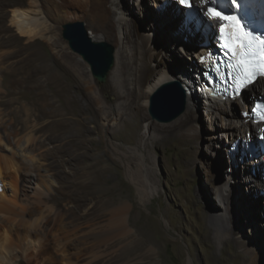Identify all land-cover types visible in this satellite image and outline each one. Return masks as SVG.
Returning a JSON list of instances; mask_svg holds the SVG:
<instances>
[{
    "label": "rangeland",
    "instance_id": "1",
    "mask_svg": "<svg viewBox=\"0 0 264 264\" xmlns=\"http://www.w3.org/2000/svg\"><path fill=\"white\" fill-rule=\"evenodd\" d=\"M29 2L0 0V94L4 103L0 107V111L3 110V115H0L2 128L10 130V111L26 104L30 107L42 94L40 99L49 101L52 110L58 111L62 117L66 113H81L89 109L91 113L87 120L92 130L89 159L77 144L70 143L71 132L68 130L57 132L53 129L41 138L37 135L36 142L40 141V145L30 149L25 144L29 131L21 134L20 137L24 136L21 147L14 145L12 136L0 142L2 148L12 150L28 167V171H25L30 174L32 183L27 184L31 187L30 191L39 186L40 191L53 198L43 208V217L37 216L42 226L47 218L57 221L42 227L43 234L49 235L53 244L45 250L44 259L41 257L39 264H247L245 262L249 256L230 236L223 242L219 240L218 232L225 231V228L220 227L215 218L220 211V203L214 192L224 180H229V176L234 177L238 172L241 178L236 190L243 198L252 195L243 182V167L246 168L249 162L228 155L233 143H230L220 125L222 119L229 118L219 113L215 105L207 108L204 97L193 92L192 88L191 93L197 96L198 104L191 110L192 116L188 122L175 126L176 120L164 124L152 120L148 106L139 111L135 104H130L131 98L125 89L110 88L113 86L112 70L105 84L100 85L93 78L88 65L69 49L58 21H49L47 25L50 30L46 33L48 37H56V46L44 38L32 41L18 34L11 24L13 11L27 7ZM117 2L130 13V17L127 16L129 24H123L130 30L132 42L129 45H139L143 37L151 34L156 35V40L162 44L165 41L163 38L168 41V44L166 42L158 47L155 39L152 40L154 50L151 49V52L155 54V59L148 62V80L153 78L155 72L171 66L169 60L175 61L179 54L183 57V63H189L190 58L184 48L181 53L178 44L171 48V35L178 29V22L167 25L169 19L163 18V12L160 14L161 8L165 7L162 5L164 2H160L158 8L153 0ZM176 10L179 12L177 6ZM62 18L64 22L73 19L69 11L64 12ZM146 18L148 21H145ZM115 19L123 20L117 16ZM85 26L91 34L87 23ZM196 29L194 36L201 39L202 34ZM109 43L116 52L115 44ZM114 58L116 62L115 53ZM22 61L26 63L24 66L33 64L32 69L41 71L38 75L41 90L34 89L32 82L23 81L18 74ZM193 71L190 69V79H194ZM177 75L178 72L175 73ZM88 83L93 86L87 92L88 98H101V102L95 101L90 105L87 101L85 88ZM118 93L122 94L121 97H118ZM248 94L249 90L244 91L241 100L226 101L224 107L230 111L246 112L252 105L245 106V96ZM121 107L125 109H122L118 121L115 124L108 122V118L118 116ZM62 117L47 115L42 122L60 120ZM147 123L150 124L148 128L145 126ZM89 164L93 167L89 170L88 181L96 199L86 206H78L79 202L75 199L81 197L80 182L84 181L85 167ZM33 166L38 171L32 172L30 168ZM231 166H234V173L229 170ZM139 184H144V189ZM257 195L258 203H252L249 199L232 203L234 214L231 218L248 234L256 232L255 225L261 229L264 222V210L261 211L264 208V191L258 190ZM245 205L260 214L261 219H251L253 225L246 220L243 212ZM74 211L75 215L71 216ZM97 216L103 218L97 219ZM37 217L26 218L28 224L31 223L30 219ZM101 234L106 243L104 248L99 252L94 249L90 254L83 252L81 258L75 255L76 250L70 244L72 241L78 243L90 237L88 242L92 246ZM17 256L12 264L31 263L22 255Z\"/></svg>",
    "mask_w": 264,
    "mask_h": 264
},
{
    "label": "bare ground",
    "instance_id": "2",
    "mask_svg": "<svg viewBox=\"0 0 264 264\" xmlns=\"http://www.w3.org/2000/svg\"><path fill=\"white\" fill-rule=\"evenodd\" d=\"M115 1L116 0H30L27 7L23 9H14L11 24L21 36H25L32 41L44 38L50 44L56 46V37H48L46 35L50 30H48L47 25L49 21L56 20L62 25V27L67 23L84 21L91 30V34L88 30L87 31L93 41L108 44L111 42L115 44L116 62L114 61L115 66H113L111 71V82L113 83V86H110V88L114 90L125 89L127 96H130L131 98L130 104H135L138 107V110L142 111L147 106L149 107L148 103L150 97L157 89L167 83L180 81L187 86L189 92L187 88L184 87L186 92L185 113L176 119L174 125L181 126L185 124L192 116L191 110L195 107V104H198L196 103L198 102L196 98L197 96L195 94L193 95L191 90L192 88L197 90V87H201L200 84L193 86L192 80L195 78H189L190 69H194V73L199 71L200 65L198 62L201 53H205V48L207 44H209V40L213 36L214 30L217 28L216 23H206L202 21L199 26L200 29L198 28L199 34H202V36L201 39L197 38V36H194L197 33V31L195 32L197 29L194 24L186 26L183 21L182 13L179 14L176 10V6L178 7L179 5L177 0H153L155 2L153 4L157 8L160 7V2L163 3L167 1V4H164L166 9L164 10L161 8L160 14L162 15L163 12V14H165V17L163 15V18L165 19L167 17L169 19V24L167 25H174L175 22H178V29H175L174 33L171 35V48L174 46L177 47L178 44L180 47V53L181 49L184 48V52L190 59L189 63H183V57L179 54V57H176L175 61L169 60V62L172 63L171 66L164 67L162 70L155 72L153 78L148 80V62H152L155 59V54L151 52V49L154 47H152V40L155 39V43H158V47L165 45L166 42L168 44V41L163 38V41H165L162 44V42L156 40L158 39L156 35L151 34L145 38L143 37L139 45H129V43L132 42L129 36L130 30L129 27H124L123 24H129L130 19H128V17H130V13L124 5L121 3L119 4V2L116 4ZM200 1L201 0H193V3H199ZM170 2H172L171 5ZM66 11H69V14L72 15L73 19L64 22L62 14ZM116 16L117 18H123V20L115 19ZM164 19H162L161 22H163ZM145 21H148V18H146ZM84 22L82 23L85 25ZM153 25L155 24L153 23ZM212 27L214 30H212ZM186 39H188V42ZM194 47H196V49L193 51ZM194 57L197 59L195 60ZM24 65H26V63L22 61V65L18 68V74L22 77V80L25 82H32L34 89L41 90L42 84L38 79V75L41 71H38L37 69L34 70V68L32 69V66H34L33 64L27 66ZM187 65H189V68ZM177 72L178 75L175 76V73L177 74ZM188 83H191V85H188ZM88 84L89 85L85 88L87 101L90 105L95 101L97 103L101 102V98H88L87 92L93 87L90 86V83ZM127 86H130V88H126ZM244 90L246 91V89ZM247 90H249V94L247 97L245 96V106L247 104H252L254 98H257L260 93H264V79L257 81L254 85L248 87ZM41 95L42 94H40V96ZM121 95V93H118V97H121ZM200 95L204 97L203 94ZM40 96L36 98V102L32 103L30 107H27L26 104V106H21L19 108L16 107L8 113L10 118V130L5 127L2 128V122L0 123V142L8 140V136H12L15 139L14 145L16 147H21L24 136H20L29 131L27 133L29 136L25 138V144L28 145L27 148L30 149V147L33 148L38 144L40 145V141L36 142L37 135H40L41 138L53 129H56L57 132L60 130H68L71 132L70 143L77 144L87 159H89V143H91L89 138L92 130L90 122L87 120V116L91 113L90 110L88 109L86 112L81 113H66V115H70V117L65 118V114L62 117L58 111L52 110L51 103L45 101L46 99H40L42 97ZM1 97L0 94V107L2 108L4 103L3 100H1ZM140 101L141 106L139 105ZM224 104H226V101L210 102V105L207 106V108H211V105H215V109L218 110L219 113L229 118L228 120L222 119L220 127L223 130V133L229 137V141L231 140L230 143H234L235 140L240 138H246L244 135L248 131L251 134L252 139L259 135L257 130L251 127L249 116L245 111H241L240 113L238 111H230L228 108L224 107ZM122 109L125 108L121 107L117 112L118 116L108 118V122L115 124L118 121V117L122 116ZM0 115H3V110L0 111ZM47 115L54 116V118L61 116L62 118L60 120L53 119L51 122L43 123L42 121ZM145 126L148 128L150 127V124L147 123ZM262 127L263 125L259 126V129H262ZM233 156H238L240 161H242L239 153ZM243 161L247 163L249 162L246 168L245 166L243 167L245 178H243V182L252 195L243 198V196L241 197L239 194V191L236 190L239 185V179L241 178L238 172L235 173L237 180L235 176H229V180H224L221 186L215 190L214 195L220 203V211H218L215 218L221 225L220 227L225 228V231L218 232V236L219 240L222 242L227 240L230 236L237 246L249 256L245 263L264 264V222L261 224V229L258 228V225H255L256 232L253 231L252 234H248L242 231L240 226L235 223V219L231 218L232 214H234V206H232L233 201H235V203H241V201L246 202L249 199V201L253 203L254 201L256 202L257 197L255 196H258V190L264 191V172L262 164L258 161H248L246 158H244ZM92 167L91 164L85 167V179L82 183L80 182V185L82 186L81 197L75 199L76 202H79V204L77 203L78 206H86L90 201L96 199L94 193L90 189L88 181V173ZM27 169L28 167H25L22 164L12 150L9 151L0 146V264H12L13 260L17 259L15 257H18L17 255L19 254L27 259L28 262H31L30 264H39L41 257L45 254V250L50 249L53 244L50 236L43 234L45 232H43L42 227L45 224L49 225L50 222H53L54 220L47 218L45 220L46 223L44 222L45 224L42 226V222L40 223L38 219L39 215H43V208L45 205L48 202H51L53 198L40 191L39 186L32 188L30 191L31 187L27 184L32 182L29 179L30 174L26 173V171H28ZM30 170H32V172L38 171L36 166L30 168ZM229 170L231 173H234V166H231V169ZM253 172H255V175H253ZM39 174L37 175L38 179L40 176ZM247 183H250V185ZM141 186L144 189L145 185L142 184ZM243 207V212L248 222L252 223L251 219L253 218L261 219L260 214L251 210L249 205L248 207H246V205ZM91 210L93 211L94 207H92ZM263 210L264 208L261 209V211ZM74 215L75 211L71 216ZM33 217L37 218H35V220L30 219L31 221L29 220V222L31 223L28 224L26 218ZM96 218L102 219L103 216H97ZM121 219L124 222L122 215ZM32 221L34 222L32 223ZM252 229L253 226L251 231ZM103 236L104 235L101 234L96 237V243L92 246L89 245L88 242L90 237L81 239L78 243L72 241L70 244L76 250L75 255L77 256L81 253L92 252L94 249H97L99 252L104 246H106ZM79 257L81 258V255Z\"/></svg>",
    "mask_w": 264,
    "mask_h": 264
},
{
    "label": "water",
    "instance_id": "3",
    "mask_svg": "<svg viewBox=\"0 0 264 264\" xmlns=\"http://www.w3.org/2000/svg\"><path fill=\"white\" fill-rule=\"evenodd\" d=\"M62 36L69 49L89 66L93 78L100 85L105 84L114 66V46L93 41L82 22L65 24ZM185 103L184 84L180 81L170 82L151 95L148 113L158 123H171L185 112Z\"/></svg>",
    "mask_w": 264,
    "mask_h": 264
},
{
    "label": "snow or ice",
    "instance_id": "4",
    "mask_svg": "<svg viewBox=\"0 0 264 264\" xmlns=\"http://www.w3.org/2000/svg\"><path fill=\"white\" fill-rule=\"evenodd\" d=\"M182 7L190 8L191 0H178ZM235 3V0H233ZM207 16L219 21V36L222 47L235 61L232 69L236 76V87L241 88L257 75L264 76V38L245 30L241 21L233 15L215 8H208ZM264 120V116L261 117Z\"/></svg>",
    "mask_w": 264,
    "mask_h": 264
}]
</instances>
